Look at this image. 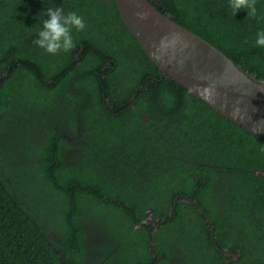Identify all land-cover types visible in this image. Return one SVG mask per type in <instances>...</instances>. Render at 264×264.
I'll use <instances>...</instances> for the list:
<instances>
[{
	"label": "trees",
	"instance_id": "obj_1",
	"mask_svg": "<svg viewBox=\"0 0 264 264\" xmlns=\"http://www.w3.org/2000/svg\"><path fill=\"white\" fill-rule=\"evenodd\" d=\"M149 1L264 79V48L252 43L264 0L257 18L232 15L227 0ZM57 6L86 27L52 55L33 40ZM56 101L67 123L31 127L0 164V264H86L92 221L114 225V243L89 247L94 264H223V246L238 254L231 264H264V144L161 76L114 0H0V129L15 104Z\"/></svg>",
	"mask_w": 264,
	"mask_h": 264
},
{
	"label": "water",
	"instance_id": "obj_2",
	"mask_svg": "<svg viewBox=\"0 0 264 264\" xmlns=\"http://www.w3.org/2000/svg\"><path fill=\"white\" fill-rule=\"evenodd\" d=\"M127 30L165 74L264 144V79L162 13L149 0H114ZM237 254L232 253V260Z\"/></svg>",
	"mask_w": 264,
	"mask_h": 264
},
{
	"label": "clouds",
	"instance_id": "obj_3",
	"mask_svg": "<svg viewBox=\"0 0 264 264\" xmlns=\"http://www.w3.org/2000/svg\"><path fill=\"white\" fill-rule=\"evenodd\" d=\"M232 15L237 10L246 9V16L257 18V0H227ZM46 18L41 20L33 43L46 53L55 55L59 52H69L76 46L73 30L79 32L85 29L84 17L75 11L65 12L63 8L48 7L44 10ZM253 46L264 48V29H258L253 40Z\"/></svg>",
	"mask_w": 264,
	"mask_h": 264
},
{
	"label": "rangeland",
	"instance_id": "obj_4",
	"mask_svg": "<svg viewBox=\"0 0 264 264\" xmlns=\"http://www.w3.org/2000/svg\"><path fill=\"white\" fill-rule=\"evenodd\" d=\"M67 116L58 101L46 105L36 104L35 107L24 103L15 104L14 112H10V117L2 124L7 127L0 129V164L4 165L8 160H14L16 154L22 151L29 142V135H26L29 134L31 127L45 126L49 123L60 124L62 127L63 123H67ZM92 222L103 234L101 227Z\"/></svg>",
	"mask_w": 264,
	"mask_h": 264
},
{
	"label": "flooded vegetation",
	"instance_id": "obj_5",
	"mask_svg": "<svg viewBox=\"0 0 264 264\" xmlns=\"http://www.w3.org/2000/svg\"><path fill=\"white\" fill-rule=\"evenodd\" d=\"M54 126H55V125H54ZM59 128H61V127H59ZM59 128H56V126H55V129H56V130H58ZM63 133H64V132H63ZM70 152H71V151H70ZM257 173H258V172H257ZM262 174L264 175V172H262ZM193 202L196 204V202H195L194 200H193ZM198 210H199L200 212H204L203 209H202L201 207H199ZM152 212H153V209H152V208H149V209L145 212V216H144V220H143V223L149 227V230H150V233H151V234H153V233L157 230V228H158V223L156 222L157 217H155V219H152V218H151ZM171 212H172V211H170L169 214H170ZM205 215H206V214H205ZM206 218H207V220L209 221L207 215H206ZM105 219L108 221V218H105ZM209 225H210V227H209L210 240L214 243V242H215V241H214V240H215V237L212 236V231H213V229H212V225H211V222H210V221H209ZM140 226H141V224H140V223H137L136 225H134L133 228H139ZM101 228H103V229L105 230V232H106L105 235L102 234L98 229H96L95 226H89V230H88L87 235H86V237H85V239H86L85 242H87V245H88V247H87L88 251H87V254H86V255L88 256V257H87L88 260L86 261V262H87L86 264H94L95 262H97V261H98L97 256H98L99 253H100L98 250H95L94 252L90 253L89 247L91 246V244H94V242H95V244H96V243L101 244L102 247H107V246L110 245V242L114 243V241L111 240L112 238L109 236V235H110V232H109V231H110V229H113V228H114V225H111V224H109V223H104V224L101 226ZM150 233H149V234H150ZM137 234H140V232H136V235H137ZM148 242H149V244L152 246L151 249H150V251H151L150 259H153V258L155 257V255H156L158 252H157V250L155 249L152 240L148 239ZM230 242L232 243V240H231ZM96 246H97V245H96ZM116 247H117L116 245H115L114 247H112V251H114ZM217 248H218V246H217ZM109 251H110V249H109L106 253L103 252V254L105 255V257H106L107 255H109ZM220 251H221L224 255H227V258L224 260V263H223V264H231V262H232V253H233V252H232V248L229 247V246H223V248L220 249ZM234 254H236V253H234ZM158 255H159L160 258L163 257V255L160 254V253H159ZM237 255H238V254H237ZM237 258H238V257H237ZM236 260H237V259H236ZM151 262H152V260H150V263H151Z\"/></svg>",
	"mask_w": 264,
	"mask_h": 264
}]
</instances>
